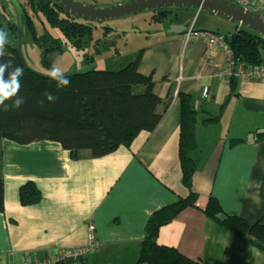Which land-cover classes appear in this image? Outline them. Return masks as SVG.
Here are the masks:
<instances>
[{"label":"crops","instance_id":"1","mask_svg":"<svg viewBox=\"0 0 264 264\" xmlns=\"http://www.w3.org/2000/svg\"><path fill=\"white\" fill-rule=\"evenodd\" d=\"M246 6L264 12V0H247ZM180 9L174 24L148 32L138 62V71L151 75L153 92L163 100L151 131L101 156L84 148L69 151L55 141L18 144L0 137V264L53 259L88 243L90 225L97 248L83 256L85 264L134 263L150 214L187 193L178 156L181 91L191 94L197 113L199 163L192 183L197 206L184 208L162 225L158 242L200 264H264V242L260 247L241 240L202 211L214 196L225 214L251 223L264 213V138L251 135L264 128V82L234 77L231 92L230 81L215 75L211 61L223 58L221 49L215 46L210 60L205 57L204 33L216 32L202 31L206 29L201 22L208 24L209 16H202L197 27L191 25L197 14L218 16ZM166 10L158 23L172 12ZM152 12L151 22L157 11ZM204 86L209 87L207 97L202 96ZM140 89L132 87L134 93ZM206 114L220 117L204 124ZM239 138L244 141L231 146L230 140ZM26 180L39 187V203L20 204L18 188Z\"/></svg>","mask_w":264,"mask_h":264},{"label":"trees","instance_id":"2","mask_svg":"<svg viewBox=\"0 0 264 264\" xmlns=\"http://www.w3.org/2000/svg\"><path fill=\"white\" fill-rule=\"evenodd\" d=\"M23 27L32 41L52 40L54 46L45 51L58 49L57 38L39 36L33 15L27 12L41 13L56 30L64 36L80 37L90 26L76 21L59 8L54 0H24ZM60 9V10H59ZM61 11L65 16L61 15ZM167 10H157L155 21L167 15ZM153 16V17H154ZM3 14L0 13V18ZM16 34L7 31L9 43L5 45L2 61H13V66L23 69L18 95L24 98L19 109L3 110L0 106V137L18 144L36 141H55L69 151L90 149L93 155L101 156L112 152L119 145L129 146L133 139L143 131H151L159 121V107L163 100L153 92V80L150 74L138 71L140 50L136 58L117 70H88L66 73L70 85L57 88V82L28 70L24 67L17 52V25L8 24ZM13 26V27H12ZM84 28V29H83ZM0 29H4L0 23ZM5 30V29H4ZM233 52L235 63L263 64L264 38L256 32L240 26L229 34L223 35ZM47 66L51 65L48 61ZM11 69H9L10 71ZM7 78V72L5 73ZM231 92L235 90L236 79L230 80ZM139 85L140 91L134 93L132 87ZM48 92L56 97L55 101L45 100ZM180 104L178 156L181 168V185L185 196L154 210L144 227V237L140 242L137 260L132 264H200L172 246L158 242V233L162 225L170 222L186 207H196L198 193L193 189V176L199 163V144L196 139L197 113L190 93L179 92ZM12 99H15L13 97ZM229 98H227L228 100ZM12 100L5 101L11 105ZM218 115L206 114L203 123L213 124ZM255 138H264V128L251 132ZM244 141L231 139V146ZM19 202L23 206L34 205L41 200V191L35 181L26 180L18 188ZM4 210V181L0 177V212ZM205 216L237 238L262 246L264 242V213L254 222L235 214H225L220 202L209 196L202 209ZM224 213V214H223ZM83 256L75 263L85 264Z\"/></svg>","mask_w":264,"mask_h":264},{"label":"rangeland","instance_id":"3","mask_svg":"<svg viewBox=\"0 0 264 264\" xmlns=\"http://www.w3.org/2000/svg\"><path fill=\"white\" fill-rule=\"evenodd\" d=\"M24 0H0V13L3 17L0 18L2 27L11 33L14 30L8 24L15 23L18 31V8L23 7ZM85 4L92 3L99 6L110 5L120 0H77ZM170 15L164 18L161 23L158 21L151 22L152 10H144L136 14L121 16L119 18L105 19L103 21L85 20L75 17L76 21L83 22V25L90 26L85 33L80 32V37L64 36L56 28L52 27L50 22L39 12L34 13L32 8H27V12L33 15V19L37 26V34L39 36H52L57 38L60 46L52 51H45L49 46H54L52 40L41 39L39 42H34L30 39L27 30L23 27L21 49L27 65L35 72L46 75V72L53 64L58 65L66 73L84 72L88 70H117L134 60L140 50L147 45L146 37L153 31L155 33L160 28H168L177 21L180 17V7L169 8ZM65 16L63 11L60 12ZM180 14V15H179ZM194 14V13H193ZM192 14V17H193ZM198 15V19L196 20ZM191 19V25L197 27L202 21V16H209V22H201L205 25L208 31H216L222 35L229 34L235 30L234 22L221 17L204 15L200 13ZM191 17V16H190ZM233 26V27H232ZM13 27V26H12ZM246 30L252 32L244 26ZM84 29V28H83ZM154 29V30H152ZM156 30V31H155ZM49 32L50 35H47ZM50 38V37H49ZM264 61V51H262ZM44 60L51 65L47 66Z\"/></svg>","mask_w":264,"mask_h":264},{"label":"water","instance_id":"4","mask_svg":"<svg viewBox=\"0 0 264 264\" xmlns=\"http://www.w3.org/2000/svg\"><path fill=\"white\" fill-rule=\"evenodd\" d=\"M60 9L83 20L103 21L136 14L144 10H166L172 7L194 9L216 15L256 32L264 38V12H255L231 0H121L110 5L99 6L77 0H54ZM18 8L17 52L24 67L33 71L26 63L21 49L24 10ZM208 31V30H202ZM41 75V74H39ZM45 76V75H42ZM69 261H73L72 259Z\"/></svg>","mask_w":264,"mask_h":264},{"label":"built area","instance_id":"5","mask_svg":"<svg viewBox=\"0 0 264 264\" xmlns=\"http://www.w3.org/2000/svg\"><path fill=\"white\" fill-rule=\"evenodd\" d=\"M237 4L247 7V0H231ZM208 37V45L206 49L205 57L210 60L212 54H214V47L218 46L223 54L221 60H211L215 67V75L230 81L234 77L241 78H256L264 82V64H244L235 63L233 58V52L225 41L223 35L216 32L204 33ZM209 95V87L204 86L202 89V96L207 97ZM94 226H89V241L83 246L65 249L60 252L59 255L50 260H34V264H76L75 260L81 256L87 255L93 252L97 247V241L93 232ZM73 261H69V260ZM26 264H29L27 262Z\"/></svg>","mask_w":264,"mask_h":264},{"label":"clouds","instance_id":"6","mask_svg":"<svg viewBox=\"0 0 264 264\" xmlns=\"http://www.w3.org/2000/svg\"><path fill=\"white\" fill-rule=\"evenodd\" d=\"M9 43L8 33L4 29H0V57L4 56L5 45ZM9 69H11L9 71ZM7 72V78L5 73ZM49 79L57 82V88H64L70 85V78L65 75L58 65L53 64L52 67L46 72ZM23 76V69L19 66H13V61L0 60V106H3V110L8 111L10 109H19L24 103V98L19 96V89L21 87L20 78ZM15 97V99H12ZM56 97L51 93L46 92L44 99L38 101L43 105L45 100L49 102L55 101ZM12 100L11 105L5 104V101Z\"/></svg>","mask_w":264,"mask_h":264},{"label":"flooded vegetation","instance_id":"7","mask_svg":"<svg viewBox=\"0 0 264 264\" xmlns=\"http://www.w3.org/2000/svg\"><path fill=\"white\" fill-rule=\"evenodd\" d=\"M120 1H121V0H120ZM59 10H60V9H59ZM61 10H62V9H61ZM71 16H72V15H70V14L67 13V17H68V18H71ZM72 17L75 19L76 16H72ZM78 22H79V21H78ZM86 22H87V21L85 20V23H86ZM81 23H83V22H81ZM86 24L90 25L89 23H86Z\"/></svg>","mask_w":264,"mask_h":264}]
</instances>
